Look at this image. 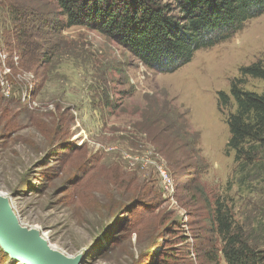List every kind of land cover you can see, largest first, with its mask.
<instances>
[{
  "label": "rangeland",
  "instance_id": "374dc122",
  "mask_svg": "<svg viewBox=\"0 0 264 264\" xmlns=\"http://www.w3.org/2000/svg\"><path fill=\"white\" fill-rule=\"evenodd\" d=\"M47 3L33 2L52 21L38 62L0 7V193L21 225L83 264H213L221 203L264 245V181L242 184L217 104L264 60V14L161 74L96 31H57L65 19ZM0 264L18 263L0 246Z\"/></svg>",
  "mask_w": 264,
  "mask_h": 264
},
{
  "label": "trees",
  "instance_id": "16d2710c",
  "mask_svg": "<svg viewBox=\"0 0 264 264\" xmlns=\"http://www.w3.org/2000/svg\"><path fill=\"white\" fill-rule=\"evenodd\" d=\"M35 1L0 0V7L8 9L15 23L11 34L21 52L38 62L49 59L52 21L45 5L35 8ZM45 1L65 19L57 31L73 27L96 31L161 74L180 70L196 53L232 38L264 14V0ZM240 74L228 93L218 94L217 104L227 113V147L234 153L240 180L250 186L264 181V60L242 67ZM249 79L259 82L261 89H247ZM214 222L222 247H212L214 251L206 255L209 262L218 264L221 253L226 264H264V245L247 220V224L238 222L232 208L217 203Z\"/></svg>",
  "mask_w": 264,
  "mask_h": 264
},
{
  "label": "water",
  "instance_id": "95a60500",
  "mask_svg": "<svg viewBox=\"0 0 264 264\" xmlns=\"http://www.w3.org/2000/svg\"><path fill=\"white\" fill-rule=\"evenodd\" d=\"M0 246L18 264H83L87 258L82 253L72 257L52 249L38 232L21 225L1 193Z\"/></svg>",
  "mask_w": 264,
  "mask_h": 264
},
{
  "label": "bare ground",
  "instance_id": "6f19581e",
  "mask_svg": "<svg viewBox=\"0 0 264 264\" xmlns=\"http://www.w3.org/2000/svg\"><path fill=\"white\" fill-rule=\"evenodd\" d=\"M2 195L4 196V198L8 199L4 194H2ZM12 210H13V209H12ZM32 230L38 232L39 235H41L42 239H43L44 241L47 242V244L50 243V240H49L48 235L45 234L44 231H43L41 228H37V229L35 228V229H32ZM51 248H52V247H51ZM52 249H54V250L57 251V249H56L55 247H53Z\"/></svg>",
  "mask_w": 264,
  "mask_h": 264
}]
</instances>
